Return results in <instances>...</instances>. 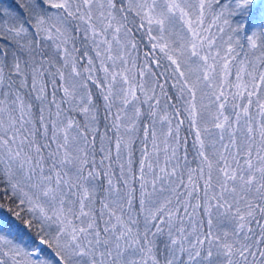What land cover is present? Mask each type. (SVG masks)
Here are the masks:
<instances>
[{
    "label": "snow or ice",
    "instance_id": "1",
    "mask_svg": "<svg viewBox=\"0 0 264 264\" xmlns=\"http://www.w3.org/2000/svg\"><path fill=\"white\" fill-rule=\"evenodd\" d=\"M0 264H264V0H0Z\"/></svg>",
    "mask_w": 264,
    "mask_h": 264
}]
</instances>
